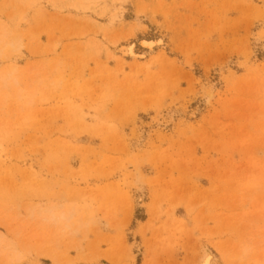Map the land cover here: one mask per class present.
<instances>
[{"label": "rangeland", "instance_id": "374dc122", "mask_svg": "<svg viewBox=\"0 0 264 264\" xmlns=\"http://www.w3.org/2000/svg\"><path fill=\"white\" fill-rule=\"evenodd\" d=\"M2 42L0 264H264V0H0Z\"/></svg>", "mask_w": 264, "mask_h": 264}, {"label": "bare ground", "instance_id": "6f19581e", "mask_svg": "<svg viewBox=\"0 0 264 264\" xmlns=\"http://www.w3.org/2000/svg\"><path fill=\"white\" fill-rule=\"evenodd\" d=\"M14 42V41H13ZM1 48H0V55H1V51L3 49H5L7 46L10 47H15L14 44L11 43H7V42H2L1 43ZM163 41L161 39H156L154 41H147V40H142L140 41V46L144 49H146L148 52L153 53L155 48L157 47H162L163 46ZM256 47L257 48H261V44L258 42L256 43ZM126 56L129 58H138V56L136 55L134 46L132 44L128 45L126 48ZM145 54V53H144ZM143 57V56H142ZM5 59V58H4ZM12 71V70H11ZM5 78V77H4ZM3 76L2 79L4 80ZM1 79V80H2ZM29 212V210H28ZM30 216L31 213L29 212ZM61 219L67 220L66 218V214L65 213H61L59 216ZM200 264H214L215 263V256L213 254V252L210 249H203V257L200 260Z\"/></svg>", "mask_w": 264, "mask_h": 264}, {"label": "crops", "instance_id": "0c3cea01", "mask_svg": "<svg viewBox=\"0 0 264 264\" xmlns=\"http://www.w3.org/2000/svg\"><path fill=\"white\" fill-rule=\"evenodd\" d=\"M141 186H142V185H141ZM142 187H143V186H142ZM140 196H143V200H144L145 192H144L143 188L139 189V196H138V200H137V204H138V205L141 204V203H139V198H140Z\"/></svg>", "mask_w": 264, "mask_h": 264}]
</instances>
